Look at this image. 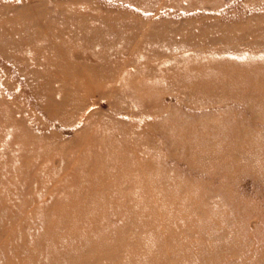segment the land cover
Returning <instances> with one entry per match:
<instances>
[{
	"label": "rangeland",
	"instance_id": "1",
	"mask_svg": "<svg viewBox=\"0 0 264 264\" xmlns=\"http://www.w3.org/2000/svg\"><path fill=\"white\" fill-rule=\"evenodd\" d=\"M0 264H264V0H0Z\"/></svg>",
	"mask_w": 264,
	"mask_h": 264
},
{
	"label": "bare ground",
	"instance_id": "2",
	"mask_svg": "<svg viewBox=\"0 0 264 264\" xmlns=\"http://www.w3.org/2000/svg\"><path fill=\"white\" fill-rule=\"evenodd\" d=\"M105 202H107V203H109V205H111L112 207H114V211L113 212H115L116 213V211H121V210H123V209H120V207L122 208V205L121 204H119V206H117L118 204L116 203V204H114V201L112 200V195L111 196H108V197H106V200H105ZM93 203V202H92ZM98 204V203H97ZM101 204V203H100ZM99 205V204H98ZM117 206V208H115ZM93 207H94V205H93ZM97 207V206H96ZM96 210H99V209H96ZM108 212H110V211H97V212H95L94 213V216L95 215H97V218H91L93 221H96V219H100V220H102V218L104 217V216H107V217H110V213H108ZM122 212V211H121ZM115 213H113V214H115ZM97 225V224H96Z\"/></svg>",
	"mask_w": 264,
	"mask_h": 264
}]
</instances>
